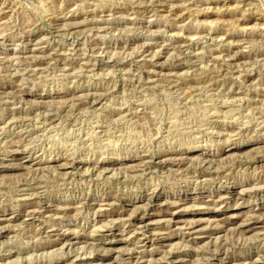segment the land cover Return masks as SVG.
<instances>
[{
    "label": "rangeland",
    "instance_id": "rangeland-1",
    "mask_svg": "<svg viewBox=\"0 0 264 264\" xmlns=\"http://www.w3.org/2000/svg\"><path fill=\"white\" fill-rule=\"evenodd\" d=\"M1 128L0 264H264V0H0Z\"/></svg>",
    "mask_w": 264,
    "mask_h": 264
},
{
    "label": "bare ground",
    "instance_id": "bare-ground-1",
    "mask_svg": "<svg viewBox=\"0 0 264 264\" xmlns=\"http://www.w3.org/2000/svg\"><path fill=\"white\" fill-rule=\"evenodd\" d=\"M22 122V121H21ZM3 132V130H2V128L0 129V137L2 136V133ZM3 142V141H2ZM25 159V158H24ZM178 217L175 215V214H172V219H177ZM197 228H199V223H197L196 225H195V228L194 229H197ZM193 230V229H192ZM259 254V253H258ZM179 257V256H178ZM230 257V256H229ZM177 258V257H176ZM222 259V258H221ZM171 260V259H170ZM239 260V259H238ZM237 260V261H238ZM243 260V261H242ZM230 261H233V262H235L233 259H231ZM239 262H244V259L242 258L241 260H239ZM205 264H212V261L210 260V261H208V262H206Z\"/></svg>",
    "mask_w": 264,
    "mask_h": 264
}]
</instances>
